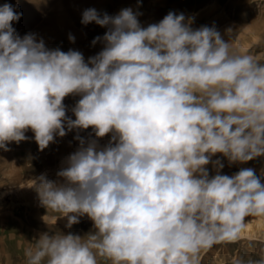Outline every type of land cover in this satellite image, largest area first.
<instances>
[{
  "label": "clouds",
  "instance_id": "1",
  "mask_svg": "<svg viewBox=\"0 0 264 264\" xmlns=\"http://www.w3.org/2000/svg\"><path fill=\"white\" fill-rule=\"evenodd\" d=\"M21 15L0 6V149L29 129L41 151L74 129L110 134L103 147L75 137L80 147L57 173L63 183L43 174L33 181L69 227L86 215L94 231L42 233L27 264H200L202 252L239 240L247 217H264L255 170L223 175L211 159L264 156V62L214 26L193 29L194 17L169 12L142 27L131 8L83 11L82 24L107 28L92 41L103 49L85 62L32 33L21 38L12 27ZM70 95L80 97L74 120L63 103Z\"/></svg>",
  "mask_w": 264,
  "mask_h": 264
},
{
  "label": "rangeland",
  "instance_id": "2",
  "mask_svg": "<svg viewBox=\"0 0 264 264\" xmlns=\"http://www.w3.org/2000/svg\"><path fill=\"white\" fill-rule=\"evenodd\" d=\"M5 3L22 13L12 24L21 38L32 33L50 50L81 52L85 62L103 49L102 41L94 45L92 41L98 36L102 38L107 31L106 27L95 23H81L83 11L89 8L109 16L131 8L139 13L137 18L142 27L159 23L169 12L182 13L186 19L194 17L193 29L214 26L236 51L264 62V0H0V6ZM69 35L75 37L74 42L69 41ZM79 99L70 95L63 100L66 115L73 120L72 108ZM25 136L27 139L19 143H8L10 150L0 149V264H27L25 252L35 247V240L42 233H72L83 237L94 231L86 215L69 227L67 217L42 204L33 181L43 174L49 180L63 183L57 173L80 147L75 137L79 136L86 143L96 140L103 147L108 144L110 134L97 138L91 127L74 129L63 137L55 136L54 142L42 151L30 129ZM211 159L221 160L223 175L231 176L242 168H252L264 183V156L231 164L220 154ZM206 167L210 176L216 174L212 163ZM245 225L249 227H244L239 240L221 242L202 252L200 264H236L238 260L248 264L264 259V217L249 216ZM99 264H111V261L99 258Z\"/></svg>",
  "mask_w": 264,
  "mask_h": 264
},
{
  "label": "bare ground",
  "instance_id": "3",
  "mask_svg": "<svg viewBox=\"0 0 264 264\" xmlns=\"http://www.w3.org/2000/svg\"><path fill=\"white\" fill-rule=\"evenodd\" d=\"M58 1H59V0H58ZM246 227H249V226H246V225H245V228H246ZM245 228H244V229H245ZM247 229H248V228H247Z\"/></svg>",
  "mask_w": 264,
  "mask_h": 264
}]
</instances>
